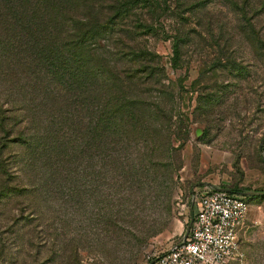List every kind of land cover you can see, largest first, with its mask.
<instances>
[{
    "label": "rangeland",
    "instance_id": "obj_1",
    "mask_svg": "<svg viewBox=\"0 0 264 264\" xmlns=\"http://www.w3.org/2000/svg\"><path fill=\"white\" fill-rule=\"evenodd\" d=\"M135 1L145 2L72 0V9L90 11L98 22L127 12L123 17L132 23L135 6L142 5ZM148 3L138 18L150 30L134 40L123 39L130 45L144 44L151 54L159 55L166 85L162 90L171 92L167 102L173 116L162 124L156 112L149 120L172 133L170 149L163 144L164 138H158L150 153L143 147L145 142L137 139L121 153L130 164L126 169L138 170L127 182L122 180L124 171L112 170L111 152L98 157L92 149L90 167L76 174L81 181L77 196L67 197L64 190L62 196L42 201L41 218L34 223L22 219L13 225V215H18L16 208L20 207L17 198H0V264H149L185 233L193 189L199 191L203 183L236 191L261 188L264 0L238 1L237 8H245L248 21L228 0H209L208 8L220 12L218 46L203 35L202 0ZM189 7L192 10L186 12ZM189 29L194 32L184 37ZM176 30L182 40L173 67ZM228 35L230 39L224 40ZM112 36L105 31L91 40L96 55L114 59L104 51ZM151 65L157 66L154 61ZM4 87L0 77V91ZM197 129L200 135L195 134ZM255 200L261 206L246 240L255 252L245 264H264V195ZM23 212L28 214L25 207Z\"/></svg>",
    "mask_w": 264,
    "mask_h": 264
},
{
    "label": "trees",
    "instance_id": "obj_2",
    "mask_svg": "<svg viewBox=\"0 0 264 264\" xmlns=\"http://www.w3.org/2000/svg\"><path fill=\"white\" fill-rule=\"evenodd\" d=\"M238 1L228 3L248 21ZM135 2L142 5L135 6L131 23L123 17L126 11L98 22L90 11L74 12L72 0H0V77L6 84L0 91V198H17L13 225L22 219L37 222L39 204L64 190L67 197L77 196L81 181L76 174L90 167L92 149L98 157L111 152V168L124 171L126 182L138 170L126 169L130 164L121 153L137 139L150 153L158 138L170 149L172 133L149 120L156 112L162 124L173 116L167 102L171 92L162 90L166 85L159 55L124 40L150 30L138 18L148 0ZM208 3L202 0V32L218 46L220 12ZM105 31L113 35L104 49L113 60L96 55L95 42L89 44ZM193 32L189 29L184 37ZM172 39L171 63L176 67L180 32Z\"/></svg>",
    "mask_w": 264,
    "mask_h": 264
},
{
    "label": "built area",
    "instance_id": "obj_3",
    "mask_svg": "<svg viewBox=\"0 0 264 264\" xmlns=\"http://www.w3.org/2000/svg\"><path fill=\"white\" fill-rule=\"evenodd\" d=\"M223 187L203 183L199 191L192 190L189 230L153 264H229L243 258L239 234L250 206L243 192Z\"/></svg>",
    "mask_w": 264,
    "mask_h": 264
},
{
    "label": "crops",
    "instance_id": "obj_4",
    "mask_svg": "<svg viewBox=\"0 0 264 264\" xmlns=\"http://www.w3.org/2000/svg\"><path fill=\"white\" fill-rule=\"evenodd\" d=\"M262 186L261 188H259L258 190L256 189H252V191H264V176L262 177ZM245 192V191H244ZM256 196H260V195H255V196H246V200L249 203V211L246 217V225L245 227L241 230L240 234H239V239H240V245H241V250L244 254L243 258L241 260H231L229 262V264H245L246 262V258L249 254L252 255V253H254V248H253V244H251L250 242H247L246 240L249 239V235L251 233V231L254 228V220L258 217L256 210L257 208H259L261 206V202H257L255 200ZM250 239H252L250 237Z\"/></svg>",
    "mask_w": 264,
    "mask_h": 264
},
{
    "label": "water",
    "instance_id": "obj_5",
    "mask_svg": "<svg viewBox=\"0 0 264 264\" xmlns=\"http://www.w3.org/2000/svg\"><path fill=\"white\" fill-rule=\"evenodd\" d=\"M195 134L196 135H200V132H199L198 129L195 131ZM222 189L223 190H229V188H227V187H223ZM243 193L246 196L264 195V191H245ZM192 221H193V216L191 215L190 218H189V221H188V224H187L185 232H187L189 230V228H190V226L192 224ZM154 260L155 259L151 260L149 264H152L154 262Z\"/></svg>",
    "mask_w": 264,
    "mask_h": 264
},
{
    "label": "flooded vegetation",
    "instance_id": "obj_6",
    "mask_svg": "<svg viewBox=\"0 0 264 264\" xmlns=\"http://www.w3.org/2000/svg\"><path fill=\"white\" fill-rule=\"evenodd\" d=\"M153 263H154V262H153ZM153 263H152V264H153Z\"/></svg>",
    "mask_w": 264,
    "mask_h": 264
}]
</instances>
